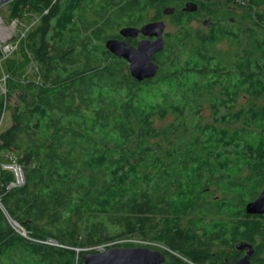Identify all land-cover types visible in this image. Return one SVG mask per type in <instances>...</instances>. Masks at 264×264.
I'll return each instance as SVG.
<instances>
[{
    "label": "trees",
    "instance_id": "1",
    "mask_svg": "<svg viewBox=\"0 0 264 264\" xmlns=\"http://www.w3.org/2000/svg\"><path fill=\"white\" fill-rule=\"evenodd\" d=\"M186 1L8 3L10 19L40 16L31 33L39 80L9 81L0 95V122L11 112L0 152L24 174L8 189L13 175L0 169V264H83L98 247H136L119 243L129 238L163 246L162 264H228L242 242L253 247L248 264H264V215L244 213L264 186L256 0H195L202 9L245 1L243 28L194 31L190 18L170 17L177 31L152 57L159 72L142 82L104 47L119 28ZM223 40L238 45L231 65L212 51ZM241 98L249 101L239 106ZM201 101L210 123L197 119ZM168 117L174 122L156 126Z\"/></svg>",
    "mask_w": 264,
    "mask_h": 264
},
{
    "label": "rangeland",
    "instance_id": "2",
    "mask_svg": "<svg viewBox=\"0 0 264 264\" xmlns=\"http://www.w3.org/2000/svg\"><path fill=\"white\" fill-rule=\"evenodd\" d=\"M11 5L6 3L2 6H0V17L3 20L4 24H1V26H7L9 28L14 27L12 33L9 35L8 38L4 39L1 37L0 34V44L7 45L9 47V53L5 54L3 59H0V95L6 91L7 84L9 81H38L39 80V66L37 65L32 50L34 43L36 42L34 38L31 37V33L36 30V28L39 26V15L31 14V13H21L22 15L20 18L16 19H10L9 11H10ZM243 12H248L247 9H238L234 8L229 15H225L224 20L222 21L221 25L227 26L230 18H233L231 24L233 26H239L241 28L244 27V22L241 21L238 17L242 15ZM152 13H149L148 19L152 17ZM213 21H216L215 17L211 18ZM171 18L164 17L163 21H165V31L164 34L167 33L173 34L176 33L177 29L172 25V22L170 21ZM5 21V22H4ZM149 20L146 21L148 23ZM144 23V24H146ZM197 22H190V26L193 28L194 31H201L206 32L207 27L202 25V21L199 22V24H196ZM1 32V31H0ZM244 35L242 36L241 44L244 45L245 41ZM238 45L235 43H232L229 40H223V42H218L212 49V51L217 54L218 56H221V58H224V61L231 65L234 62V55L238 51L237 50ZM264 82V77H263ZM249 101L247 98H241L238 102V105H244ZM202 106L200 110V114L197 117L202 122V124L210 123L213 119L212 110L208 108L205 101H201ZM255 104L257 106H261L264 104V95L258 100L255 101ZM2 121L0 125V132H3L6 130L10 124H11V112L10 110H5L2 116ZM196 117L190 118L189 121H195ZM174 122L173 117H168L163 122L156 121V126H168V124H171ZM15 157L11 154H8L6 152H0V163L3 164V169L8 168L7 171H9L11 174L14 172L13 165V159ZM10 166V167H9ZM13 175V174H12ZM2 200L0 197V204ZM3 203V202H2ZM7 215V214H6ZM11 219L9 216H6V224L13 230V224L11 222ZM21 226V225H20ZM22 227V226H21ZM19 228V227H18ZM23 230V229H22ZM119 243H132L135 244L136 247H153L150 249L156 250H163L165 249L163 246H160L156 243H152L149 240H140L137 238H129L126 240H123ZM111 245V244H110ZM116 247V246H115ZM112 248V247H108ZM106 248L98 247L95 248V252L93 253H99L105 251Z\"/></svg>",
    "mask_w": 264,
    "mask_h": 264
},
{
    "label": "water",
    "instance_id": "3",
    "mask_svg": "<svg viewBox=\"0 0 264 264\" xmlns=\"http://www.w3.org/2000/svg\"><path fill=\"white\" fill-rule=\"evenodd\" d=\"M12 0H0V6L11 2ZM165 14L172 13L171 8L164 10ZM162 21L148 22L139 29L136 27H124L119 30V36L124 38H135L141 34V39L136 46H131L125 40L108 38L104 42V47L113 56L122 58L128 63L130 76L138 82L145 79L153 78L157 71L158 65L151 61L152 56L163 50L164 39L162 37L164 30ZM153 38V40H151ZM0 55L2 51L0 49ZM244 210L248 215H264V186L258 195L252 201L245 204ZM237 250L248 249L243 258L236 261H229L230 264H248L252 254L253 247L247 243L236 245ZM164 256L159 249L153 250L146 247H112L103 253L84 254L82 257L83 264H162Z\"/></svg>",
    "mask_w": 264,
    "mask_h": 264
},
{
    "label": "flooded vegetation",
    "instance_id": "4",
    "mask_svg": "<svg viewBox=\"0 0 264 264\" xmlns=\"http://www.w3.org/2000/svg\"><path fill=\"white\" fill-rule=\"evenodd\" d=\"M245 1L242 2L241 4L239 3H234V2H223L221 3H217L216 5L211 6V8H207V9H202V7H200V3L199 1H195V0H188L186 2L181 3L180 5H172L169 8L172 9V13H170L169 15H165L164 11L161 13V19L157 20V21H163L164 17H172L173 15H178V14H182V20L186 19V17L190 18V22H197L196 24H199V22L202 21V25L206 26V27H210L212 25H221L222 21L225 18V15H229V13L234 10V8H238L241 5H244ZM239 9V8H238ZM210 10V11H209ZM256 13H257V28H258V44L260 49H262V51H264V0H256ZM215 17L216 21H213L211 18ZM233 18H230L229 23L231 24ZM151 22V21H150ZM152 22H156V21H152ZM165 22V21H164ZM144 25V24H143ZM190 25V23H189ZM142 26V25H141ZM140 26V27H141ZM137 27V28H140ZM124 27H121L117 30V34H115V37H113L114 39H118V40H123V37L119 36V30L122 29ZM164 34V33H163ZM144 37L141 34H138V36L136 38H127L126 42L131 45V46H136L137 43L143 39ZM164 39H165V43H166V35L164 34ZM135 41L133 44L130 43L129 41ZM151 40H153V38H151ZM164 250V249H163ZM246 251H248V249H244L243 250H237L236 246H235V251L233 253V257H231V261H236L239 260L241 258H243V256L247 253ZM253 251L252 254L249 258V262L253 256ZM162 254L165 257L166 260V255L165 253L162 252ZM226 263L230 264L229 262L226 261Z\"/></svg>",
    "mask_w": 264,
    "mask_h": 264
},
{
    "label": "built area",
    "instance_id": "5",
    "mask_svg": "<svg viewBox=\"0 0 264 264\" xmlns=\"http://www.w3.org/2000/svg\"><path fill=\"white\" fill-rule=\"evenodd\" d=\"M0 23L4 24L3 20L1 19V17H0ZM1 51H2V55H0V59H3L5 54L9 53L10 50L7 47H4V48L1 47ZM5 93L6 92L4 91L1 95H4ZM3 166L4 165L3 164L1 165V163H0V168L2 170H8V168L7 169L6 168L3 169ZM12 166L14 167L15 170H13L14 172L12 173L13 174V181L10 182V184L8 185V187H7L8 189H13V188H16V187H20V186H22L24 184L23 183L24 182V174H23L22 167L16 161L15 158L13 159V165ZM9 222H11L13 224V229L15 230V232L16 231L19 232L18 228H16V226L14 225L13 220H11ZM47 243H48V245L51 244V245H54V246H58V244L55 241H53V240H50Z\"/></svg>",
    "mask_w": 264,
    "mask_h": 264
},
{
    "label": "bare ground",
    "instance_id": "6",
    "mask_svg": "<svg viewBox=\"0 0 264 264\" xmlns=\"http://www.w3.org/2000/svg\"><path fill=\"white\" fill-rule=\"evenodd\" d=\"M165 14V13H164ZM165 15H169V14H165ZM163 23H164V25H165V22L164 21H162ZM1 24L2 23H0V34H1V37H3L4 39H6V38H8L9 37V35L12 33V31H13V29H14V27H11V28H9V27H7V26H1ZM137 28V27H136ZM139 29V28H138ZM164 31H165V27H164V30H163V33H164ZM163 33H161L162 34V37H163V39H164V34ZM140 34V33H139ZM137 36H138V34H137ZM136 36V37H137ZM122 37V36H121ZM135 37V38H136ZM126 39L127 38H124L123 37V40H125L126 41ZM118 40V39H117ZM164 41H165V39H164ZM127 43V42H126ZM128 44V43H127ZM164 46H165V42H164ZM163 46V47H164ZM1 47L2 48H4V47H7L8 49H9V47L7 46V45H3L2 46V44H0V49H1ZM164 49V48H163ZM156 54V53H155ZM154 54V55H155ZM153 55V56H154ZM152 56V57H153ZM116 57V56H115ZM119 58V57H118ZM122 59V58H121ZM151 60H152V58H151ZM126 62V61H125ZM155 63V62H154ZM128 64V63H127ZM156 64V63H155ZM158 65V64H157ZM158 67L160 68V66L158 65ZM129 68V67H128ZM159 68H158V71H157V73L159 72ZM156 73V74H157ZM145 80H148V79H145ZM142 82V81H141ZM2 121V120H1ZM0 125H1V122H0ZM1 169V168H0ZM14 225L16 226V228H18V231H19V233H21L22 235H24L25 234V232L22 230V228L16 223V222H14ZM24 233V234H23ZM109 249V248H108ZM107 250V249H106ZM105 250V251H106ZM105 251H103V252H105ZM161 251V250H160ZM103 252H99V253H103ZM161 253H162V251H161ZM88 254V253H87ZM90 254H93V253H90ZM163 255V254H162ZM164 256V255H163ZM165 258V257H164ZM165 261V260H164Z\"/></svg>",
    "mask_w": 264,
    "mask_h": 264
}]
</instances>
